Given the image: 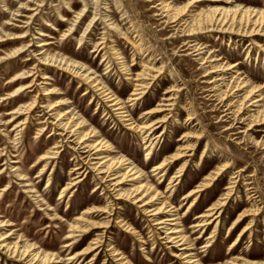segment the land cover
Returning a JSON list of instances; mask_svg holds the SVG:
<instances>
[{
  "label": "rangeland",
  "instance_id": "rangeland-1",
  "mask_svg": "<svg viewBox=\"0 0 264 264\" xmlns=\"http://www.w3.org/2000/svg\"><path fill=\"white\" fill-rule=\"evenodd\" d=\"M167 1L175 7H179L186 4L188 0ZM229 1H232L233 5L239 4L241 7L250 6L256 10H264V0ZM219 2L216 5L224 6V3ZM157 3V0H0V39L3 40L0 43V154L6 148L3 152L5 155L0 157V171H4L3 174L2 172L0 174V197H2L0 199V220L12 224L9 227H3L0 234H6L10 230L14 234L17 233L10 237L9 243L16 242L17 237L20 236L24 240L37 243L41 249L47 250L49 245H55L52 249L60 250L62 242L65 241L67 223L76 216H80L82 210L92 205L91 200L95 201L98 206H104L107 201L105 199L111 196L104 195L103 187L95 193L93 192L97 182L90 173L67 197L59 200L60 189L71 178V168L81 162L76 158L78 155L71 149L72 145L66 142L67 139L53 135L52 125L47 124L41 135L38 130L44 126V117H46L42 116L43 111L40 107L63 97L70 104L61 107L60 111L65 112L69 107L76 108L77 115L92 122V126L101 132V136L98 135L97 139L104 138L108 142L112 150L111 156L114 158L124 156L135 165L142 164L141 168L149 177L148 181L151 184L158 183L156 178L150 175L151 166L183 143V141H177L183 133L202 134V138L193 150V156L188 158L187 169L174 196H172L173 204L179 206L182 194L192 185L197 184L204 174L214 169L220 162H227L231 167L220 180L215 182L214 186L200 194L196 206L188 214L185 227L189 226L196 214L202 212L217 199L229 183L232 173L240 168H243L244 171L240 172L241 178L238 177L235 183L234 194L224 209L212 246L205 253H199L206 236L212 230L211 226L204 232L205 235L202 239L196 240L195 252L198 253L199 258H205L203 264L215 261L224 262L235 256L255 261L264 260V131L259 132L254 129L256 132L254 130L246 132L244 124H234L231 119L221 117V111L225 107L220 108L213 98L208 101L207 93H204V89L210 87L209 84L203 83L207 79L202 78L209 63L201 65V61L198 60L200 56H193L194 54L187 56L188 52L183 51L185 48H181L184 38L179 37V33L169 28L172 25L167 24L165 19L160 20L161 17L154 16L159 14L156 9L152 8ZM200 4H196L193 10H205L213 5L210 1H202ZM85 5L83 16L78 19L70 36H67L68 29ZM94 13L97 14L95 26L89 34L87 33L89 31L84 34ZM30 17L32 19L28 21ZM104 17H107L108 21ZM7 22L9 24L4 25ZM111 22L119 24V30H122L125 35H121L119 31L109 30L108 25ZM47 24L51 27L46 26ZM24 25H27V28ZM167 25H169L168 28ZM51 28H54L55 31ZM26 30L29 31V36L25 39L24 44L30 45L26 46L27 51L17 58L4 60L5 55L9 54L16 46L11 43L10 38L16 37L17 34ZM40 32L45 36H39ZM190 40L203 47V57L213 56L212 59L215 60L220 58L219 63L236 64V68L231 71L233 76L238 75L241 79H250L254 84L264 85V50L254 46L255 43L264 45V37L251 35L240 37L210 32ZM102 41H104L102 52H92L95 44ZM42 42L48 44L38 47ZM133 45L140 49L135 51L132 48ZM109 48H115L114 51L120 54L121 59L117 61L112 59L111 72L105 74V63H102L101 58L103 55L104 58L111 57L112 52L109 51ZM46 54L50 56L62 55L65 59L84 64L85 68L95 72L97 77L103 78V81L116 93L123 104L132 87L128 83L129 81H124L125 76L119 72L118 61L125 62L131 74L138 73L142 66L151 64L156 69L162 68V73L152 83V88L144 102L137 107L129 108L133 118L137 120L141 112L155 107L165 95L164 92L168 91L171 86L176 85L181 89L176 96L174 109L164 112V115H155V117L171 116L165 123V134L155 157L150 161L145 160L144 147L138 136L123 128L114 118L105 121L106 119L101 116L104 108L101 107L99 112L96 114L95 111L94 114L96 103H90V95H83L86 86L79 83L69 72L59 71L55 67L56 65H44L40 58ZM215 62L217 61L212 64ZM20 72L33 75L23 80L25 84L34 79L32 88L29 92L26 91L27 95L24 94L19 99L3 101L2 98L16 87V84L9 81ZM42 76H47L48 80H42ZM226 77V82H228L230 73ZM211 79L212 77L209 80ZM42 88L56 89L62 94L61 96L52 95V100L49 102V100L43 99L45 96H42ZM221 90H224L222 86ZM238 96L242 97V92ZM34 99L37 102L31 112L12 117L19 121L23 120L25 115H29L25 128L19 132L18 141L13 142L15 133L10 131L12 127L6 123L11 116L6 114L20 105L31 104ZM241 99L239 98V100ZM250 102L247 101L245 107H248ZM218 108L219 111L216 110ZM253 109L255 108L251 107L249 110ZM188 114H191L195 119L186 123ZM220 119H226V122H220ZM232 124L235 129L228 132L223 131ZM160 131L161 129L156 132ZM248 135H251L250 139ZM59 142L63 147L58 158L54 163L51 162L41 176H38L43 165V163L38 164L40 155ZM255 142H257V146ZM194 143L195 140L189 141V144ZM181 162L178 164L180 165ZM15 168H20L21 171L13 170ZM175 168H172L164 177L163 182L159 183L158 187L161 192H164ZM18 174L24 175L27 181L18 180ZM49 178L50 185L48 186L46 182ZM28 181L33 185L39 197L36 198L35 195L31 196L25 192L24 183ZM248 185L256 191V198H248ZM3 188H6V191H2ZM165 194L168 195V193ZM70 195L71 197H69ZM43 199L45 204L40 201ZM109 201H113V198H110ZM119 201L123 203L115 210L111 224L115 227H112L107 233V242H116L125 252L147 264H180L179 259L169 256L170 249L165 248L162 242H157L153 252L150 251L151 243L154 241H148V233L144 223L140 220V215L132 205L124 203L122 200ZM255 207L259 208V211L251 230L239 241L235 249L226 253L228 246L236 239L237 234L248 223L250 217L237 227H233L229 233H227V227L243 210ZM49 208L52 210H48ZM54 208L58 209L56 216ZM182 210L181 208L179 213L182 214ZM93 220L98 222L96 219ZM116 220L136 221L139 224V230H142L144 239L148 241V244L143 246L146 248L145 252H142L135 238L116 227L114 224ZM197 235L193 233L191 238L195 239ZM89 239L90 237H87L84 244ZM22 240L18 241L22 242ZM65 253L68 252H62V256L66 255ZM106 254L103 251L94 264H101L103 259L104 264H113L110 258L105 256ZM87 259L83 264L87 263ZM0 264H4V262L0 261ZM6 264L16 263L7 262Z\"/></svg>",
  "mask_w": 264,
  "mask_h": 264
},
{
  "label": "bare ground",
  "instance_id": "bare-ground-1",
  "mask_svg": "<svg viewBox=\"0 0 264 264\" xmlns=\"http://www.w3.org/2000/svg\"><path fill=\"white\" fill-rule=\"evenodd\" d=\"M157 1L158 3L152 6V8L156 9L159 14L154 16L161 17L160 20L165 19L167 24L172 25L169 28L179 33V37L184 38L181 48H185L183 51L188 52L187 56L192 54H194L193 56H200L198 60L201 61V65L209 63V67L204 70V74L202 75V78L208 80L203 81V83L210 85L209 89H204V93H207V100L210 101L211 98H213L214 101H217V105L220 106V108L225 107L221 111V117L231 119L234 124H244L246 126V132L254 129L256 131L259 130V132L264 131L262 130V128H264V85L254 84L250 79H241L238 75L233 76L231 71L236 68V64L219 63L218 61L220 58L215 60L212 59L213 56L203 57V47L199 45V43L190 40L193 37L196 38L198 35L210 32L226 33L240 37H247L250 35L253 37H264V10H256L250 8V6L241 7L239 4L233 5L232 1L229 0H188L186 4L179 7H175L167 0ZM202 1H210L213 5H210L205 10H193L196 4H200ZM219 1L224 3V6L216 5L220 3ZM85 9L86 5L80 13H78L75 18L76 20L73 21L68 29L66 33L67 36H70L78 19L83 16ZM26 10L33 9L28 8ZM96 17L97 14L94 13L85 28L84 34L87 31H89L87 32L89 34L93 30ZM31 19L30 17L28 21ZM104 19L106 20L107 17H104ZM8 24L7 22L4 25ZM24 26L27 28V25ZM46 26L50 25L47 24ZM168 26L169 25H167V28ZM51 29L55 31L54 28ZM108 29L115 32L119 31L121 35H125L122 30H119V24H114V22L108 25ZM28 32L29 31L26 30L23 33L17 34L16 37L10 38L12 40L11 43L16 44V46L9 54L5 55L4 60L17 58L27 51V47L30 45H25L24 41L29 36ZM38 35L42 37L45 36L41 32L38 33ZM63 37H65V35H63ZM1 42H3V40L0 39V43ZM47 44L46 42H42L38 47L46 46ZM103 44L104 41L100 43L97 42L92 52H102L104 49ZM128 44L131 45L129 42ZM254 46L262 49V51L264 50V45L255 43ZM132 48H134L135 51L140 49V47L137 48L134 45ZM114 49L115 48H109V51L112 52L111 57L104 58L103 55L101 58L102 63H105V74L111 72L112 64L110 63L112 59L116 61L121 59L119 57L120 54H117ZM40 60L43 61L44 65H56L55 67L59 71L69 72L79 83L81 82L82 85H85L86 89L83 95H90V103H96L93 113L95 114L96 111L97 114L101 107L104 108V112L101 116L106 119L105 121L114 118L123 128L132 131L138 136L144 147L145 160L150 161L155 157V153L159 150V145L162 143L161 140L165 134V123L168 118H171V116L167 115H161L160 117H155V115L173 110L176 96L181 89L176 85L171 86L168 91L164 92L165 95L157 102L155 107L141 112L137 120L133 118L129 108L134 106L137 107L140 103L144 102L145 97L152 88V83L155 82L162 73V68L156 69L154 65L151 64L150 66H142L141 71L131 74L126 63L118 61L117 66L120 68L119 72L125 76L124 81H129L128 83H130L132 87L126 102L123 104L116 93H114L106 82L103 81V78L97 77L95 72L89 68H85L84 64L65 59L62 55L50 56L46 54L43 55ZM214 61L217 62L212 64ZM228 73H230V77L229 81L226 82ZM211 74L215 75L212 76ZM32 76V74H27L26 72L16 74L11 81H9L10 83L16 84V87L8 93L7 96L2 98V100L14 101L26 94V91L29 92L34 83V79L25 84L23 80ZM211 77L212 79L209 80ZM41 79L46 81L48 77L42 76ZM44 83L47 84L46 82ZM221 86L224 90H221ZM41 92L42 96H45L43 99L49 100V102L52 100V95L61 96L62 94L56 89L47 88H42ZM240 92H242V97L238 96ZM239 98L242 99L239 100ZM247 101H251L248 107H254L255 109L249 110L250 108L245 107ZM36 102V99H34L31 104L20 105L6 114L11 116L6 123L12 127L10 131L15 133L13 142L18 141L19 132L25 128L29 115H25L24 119L19 121H16L17 119L12 117L31 112ZM68 104H70V102H68L67 99L60 97L58 100L40 107L43 111L42 116L46 117H44V126L39 128L38 133L41 135L47 124L52 125L53 135H57L61 139H67L66 142L72 145L71 149L78 155L76 158L81 162L79 165H75L71 168V178L66 185L60 189L59 200L63 197H67V195L70 194L72 190H75V187L90 173L96 179L95 182H97L93 192L95 193L103 187L102 192L105 191L104 195L111 196L105 199L107 201L104 203V206H98L95 204V201L93 202V200H91L92 205L82 210L80 216H76L67 223L68 228H66L65 237L63 236L65 241L62 242L60 250L52 249L55 245H49L47 250L41 249L37 243L24 240L23 237L20 236L17 237L16 242L9 243L8 240L10 237L17 234H14L12 230L6 234H0V261L4 262V264L7 262H15L16 264H83L85 259L88 258L86 264H94V261L104 251L107 253L105 256L109 257L113 264H147L138 261L133 255L125 252L116 242L110 243L106 240L109 230L115 227L111 225L113 216L115 210L123 203L119 200H122L124 203L132 205L136 209L137 214L140 215V220L144 223L148 233V241H154L151 243V252H153L157 242H162L165 248L168 250L170 249L171 253L169 256L179 259L180 264H203L205 258H199L198 253L195 252V242L199 238L202 239L205 235L204 232L212 226V230L209 235L206 236L205 242L201 245L199 253H205L207 249L212 246L224 209L234 194L235 183L238 177L241 178L240 172L244 171L243 168L231 174L229 183L217 199L210 203L202 212L196 214L189 226L185 227L184 224L188 218V214L192 212L196 206L200 194L214 186L215 182L220 180L231 167L227 162H220L221 164L219 163L214 169L204 174L197 184L192 185L190 189L182 194L179 206L173 204L172 196H174V192L177 190V186L180 184L181 178L184 176L187 169L189 162L188 158L193 156V150L202 138V134L193 132L183 133L182 136L177 139L178 142L183 141V143L177 146L173 152L164 155L157 163L151 166L150 175L155 177L156 182H158L156 184H151L148 181L149 177L141 168L143 167L142 164L135 165V163L126 159L124 156L120 158L111 156L112 150L108 142L105 141L104 138L97 139L98 135L101 136V132L92 126V122L77 115L76 108L69 107L65 112L60 111L61 107L67 106ZM216 110L219 111V108ZM194 119L195 118L191 116V114H188L186 123ZM219 121L226 122V119H220ZM234 124L226 127L223 131H232L235 129V126H233ZM159 129H161V131L156 132ZM255 130L254 132H256ZM250 136L251 135H248L249 139ZM191 140H195V143L189 144ZM15 144L17 145V143ZM255 144L257 146V142H255ZM62 147L63 145H60L59 142L50 148V150L40 155L38 164L43 163V165L39 170L40 175L38 176H41V174L45 172L52 161V163L55 162ZM5 149L1 151L0 157L5 155L3 153ZM180 161L182 162L179 165L178 163ZM174 167H176L175 172L170 176L164 192H161L158 187L159 183L163 182L164 177L172 168L174 169ZM13 170H20V168H15ZM1 172L3 174L4 171H0V174ZM17 176L18 180L27 181L24 175L18 174ZM24 184L26 193L31 194V196L35 195L36 198L39 197L38 194H36L37 191L29 181ZM46 184L48 186L50 185V178L47 180ZM247 190L248 198H256V191H254L253 188H250L248 185ZM2 191H6V188H3ZM165 193H168V195ZM69 197H71V195ZM1 198L2 197H0V199ZM110 198H113V201H109ZM40 201L43 202L44 199ZM43 204H45V202H43ZM181 208L183 209L182 214L179 213ZM48 210L51 211L52 209L49 208ZM57 210V208H54L55 216L57 215ZM258 211L259 208L257 207L243 210L232 220L227 227V233H229L233 227H237L250 217L248 223L237 234L236 239L228 246L226 253L235 249L239 241L251 230L256 221L255 217L258 215ZM93 219L98 220V222ZM114 224H116V227H118L120 231L135 238L142 252H145L146 248L143 246L147 245L148 241L144 239L142 230H139V224H137L136 221L116 220ZM11 225L12 224L8 221L0 220V230L3 227H9ZM193 233L198 234L195 239L191 238V234ZM87 237H90V239L84 244ZM18 240H22V242ZM108 241H110V238H108ZM62 252L68 253L62 256ZM101 264H104V259ZM210 264H264V260L255 261L235 256L230 259L228 258L224 262L215 261Z\"/></svg>",
  "mask_w": 264,
  "mask_h": 264
}]
</instances>
